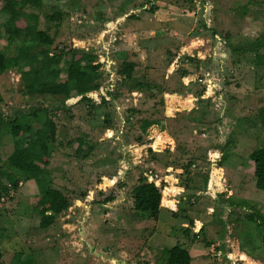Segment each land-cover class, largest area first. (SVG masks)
<instances>
[{"label":"rangeland","instance_id":"1","mask_svg":"<svg viewBox=\"0 0 264 264\" xmlns=\"http://www.w3.org/2000/svg\"><path fill=\"white\" fill-rule=\"evenodd\" d=\"M60 11L62 20H48ZM30 12L39 13V27L55 39L54 48L94 53L102 65L98 83L113 87L116 98L106 105L72 103L56 112L59 136L48 169L72 206L52 226L40 228L37 197L3 181L9 191L0 203V232L11 244V250L3 248V264L20 251L37 264H159L162 250L179 244L194 264H264V223L257 229L249 222L244 230L248 211L241 207L256 205L264 214V192L251 173L240 170L264 146V0H44L41 9L27 8L25 14ZM133 14L137 18L128 19ZM19 25L25 27V15ZM218 38L228 42L226 57L218 55ZM19 46L8 51L0 37V49L11 56ZM124 60L135 63L134 76L156 92H132L134 81L124 86ZM20 81L16 69L0 75L3 117L60 103H38L21 91ZM100 93L91 95L97 99ZM166 105H198L188 111L191 126L181 130L180 122L164 118V128L143 133L141 120ZM46 116L40 113L38 123ZM162 129L176 139L178 153L171 154L175 143L161 140ZM184 130L196 149H185L187 155ZM82 137L94 145L87 157L75 154L76 143L67 144ZM14 149L15 139L0 120V170ZM209 151L214 162H207ZM148 170L162 191V209L170 210L161 209L157 221L141 220L133 205L132 190ZM13 179L20 180L16 174ZM164 181L171 185L163 187Z\"/></svg>","mask_w":264,"mask_h":264},{"label":"trees","instance_id":"2","mask_svg":"<svg viewBox=\"0 0 264 264\" xmlns=\"http://www.w3.org/2000/svg\"><path fill=\"white\" fill-rule=\"evenodd\" d=\"M0 1L2 2L0 37H4L6 40L8 51L14 43H20L15 56H11L7 54L8 51L0 49V75L16 69L20 73L21 91L29 95L30 98L38 99V103H42L44 101L42 99L46 98L60 100V103L53 105L54 108L44 106L40 111L37 108L38 105H31L21 115L12 118L3 117V114L0 113V120L8 125L11 135L15 139V149L7 161L3 163V169L0 170V203L5 196H8V184L14 187L16 191L21 189V193L37 197V206L34 210L39 213L40 228L47 229L72 206V199L64 191L55 188L52 174L48 169L50 154L59 136L55 122L56 112L61 107L69 110L78 104L96 105L98 102L101 105L110 104V100L116 98V92L111 90L113 87L103 89L98 83L101 78L102 65L97 64V56L94 53L84 49L54 48L55 39L46 31L39 29V13L25 14L27 8L41 9L44 0ZM151 10L155 12L156 9L152 8ZM24 15L26 25L21 27L19 21ZM64 15L63 11L56 12L49 16L48 20L60 21ZM136 18V15L133 14L128 19ZM213 33L215 36L218 35L214 30ZM22 38L25 41L20 40ZM225 41L227 49L228 42L226 39ZM257 45L260 46L261 43H257ZM64 61L69 62L67 69L60 68ZM135 70V63L123 61L119 71L123 85L134 81L130 87L132 92L142 93L145 90L156 92L155 86L142 82L134 76ZM262 85L264 88V83ZM99 91L101 93L97 99L93 98L91 94H96ZM3 103L4 98L0 91V106ZM72 103L74 105H70ZM179 112V110L173 109L174 114ZM40 113L47 115L42 124L38 123ZM32 120L36 121V124L38 123L37 126L32 125ZM141 122L143 133H146L153 125H160L164 128V123L161 120L145 119ZM110 124L107 123L109 129H111ZM262 126L264 127V110L262 111ZM156 131L158 132V129ZM160 138L165 142L170 140L166 129H162ZM138 140L142 141L143 139L139 138ZM73 143L77 144L75 149L77 156L85 152L83 155L87 157L94 150V145L89 144L86 137L67 142L69 146ZM150 151L152 150L150 149ZM240 170L251 173L256 179L257 189L264 192V146L253 151L246 162L241 165ZM15 174L20 180H23L22 186L24 187L20 186V180L15 181L13 179ZM151 174H153L152 171L148 170L138 178V184L132 190L133 205L138 218L157 221L161 214L163 196L157 182H148V177ZM4 180L8 184L4 183ZM34 194L35 196H33ZM113 200L114 198L110 197L105 202ZM231 204L233 205V203ZM241 207L248 211L245 213V225L247 224V226H243L244 230L249 231V222H254L256 228L260 229L264 223V214L258 210L259 208L256 205ZM185 233L188 236L190 230H186ZM4 242L0 232V264H3V248L11 250V244ZM161 259L162 262L159 264H194L190 251L180 244L173 248L163 249ZM10 264L37 263L20 251L15 254L14 261Z\"/></svg>","mask_w":264,"mask_h":264},{"label":"crops","instance_id":"3","mask_svg":"<svg viewBox=\"0 0 264 264\" xmlns=\"http://www.w3.org/2000/svg\"><path fill=\"white\" fill-rule=\"evenodd\" d=\"M39 26H40V20H39V24H38ZM39 29H40V27H39ZM40 30H42V29H40ZM45 31V30H44ZM47 32V31H46ZM48 33V32H47ZM49 34V33H48ZM50 35V34H49ZM216 36H218V35H216ZM187 75V77H188V75H191V74H186ZM146 76V75H145ZM184 76V75H183ZM182 76V77H183ZM184 88H185V86H184ZM161 89V88H160ZM185 90V89H184ZM183 90V91H184ZM161 91H163V90H161ZM98 93V92H97ZM176 98H180V96H177ZM182 99V98H181ZM184 101V100H183ZM185 102V104H186V101H184ZM177 108H179L178 110L180 111L179 113H177V114H174V113H172V109H177ZM169 107L168 105H166V107H165V111L163 112H159V111H157L156 110V115L155 116H153V114H151L150 116H152V117H145V119H151V120H161V121H163L164 122V118L166 119V121H167V119H171L172 120V122H174L175 121V123L177 122H180L181 123V125H182V129L181 130H183V129H185L186 127H189V126H191L190 125V123H189V121H188V119H191L192 118V116H191V113L189 114L188 113V111H191L192 109H195V108H198V105H184L183 106V108L182 107ZM186 109V110H185ZM145 119H142V120H145ZM140 120V119H139ZM141 120V121H142ZM140 123H142V122H140ZM193 126L195 125V124H192ZM153 126H155V127H159V125H153ZM152 126V127H153ZM181 130H179V131H181ZM190 130H191V128H190ZM110 132V129H108V133ZM182 132H184V133H186L185 135H184V137H183V140H182V151H183V154L184 153H186V155H187V150H191L192 149V153H194L195 151H196V149H195V147L193 148V142H192V138H191V136L190 135H188L189 133H187L188 132V130H184V131H182ZM169 134V133H168ZM177 136V135H176ZM169 137H170V140L173 142V143H175L174 144V146H173V149L171 148V154H175L179 149H178V146L176 147V139H174V137L172 136V135H170L169 134ZM177 137H179V136H177ZM169 140V141H170ZM194 140V139H193ZM170 141V142H171ZM90 143V142H89ZM173 143H171V144H173ZM179 147H180V145H179ZM176 148V149H175ZM185 149H187V150H185ZM205 151V149H203V151H201V152H204ZM212 151H215V150H212ZM212 151H209V153H208V159H207V162H210V159H209V156L211 155V153H212ZM178 153V152H177ZM206 154V153H205ZM204 154V155H205ZM203 155V156H204ZM212 157V156H211ZM191 158V157H190ZM201 160H203V158H201ZM202 163V162H201ZM189 165V164H188ZM194 165H196V164H191V165H189V167H194ZM190 170H191V168H189ZM208 170V169H207ZM166 176V175H165ZM164 182H165V184H164ZM163 182V187H165V186H168L169 184H170V182L168 181V183H166V181H164ZM171 185V184H170ZM167 188H169V187H167ZM164 190V189H163ZM164 193H166L167 195H168V192H167V190H166V192H164ZM175 204H176V206H178L179 204H178V202L176 201H174V200H172ZM163 208V207H162ZM165 210H168V209H166V208H164ZM164 209H162V210H164ZM168 211H170V210H168ZM172 211V210H171ZM162 212V211H161ZM173 213H174V211H172Z\"/></svg>","mask_w":264,"mask_h":264},{"label":"built area","instance_id":"4","mask_svg":"<svg viewBox=\"0 0 264 264\" xmlns=\"http://www.w3.org/2000/svg\"><path fill=\"white\" fill-rule=\"evenodd\" d=\"M218 40H219V42H220V44H221V48L220 49H218L217 51H218V55L221 57V58H223V57H226V53H225V50H226V41H225V39L224 40H222L221 38H218ZM216 51V52H217ZM221 54H223V55H221ZM212 155H210V161H212V162H214V158H212L211 157ZM154 176V174H151V175H149V177H148V182H152V181H155L152 177ZM156 177H157V175H155ZM156 182V181H155ZM163 196V195H162ZM162 205H163V198H162Z\"/></svg>","mask_w":264,"mask_h":264}]
</instances>
